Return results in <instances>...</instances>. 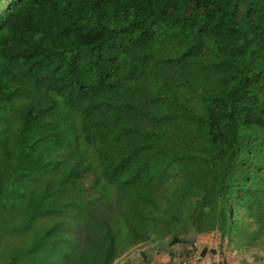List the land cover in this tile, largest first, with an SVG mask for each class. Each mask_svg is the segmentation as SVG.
<instances>
[{
  "label": "trees",
  "instance_id": "1",
  "mask_svg": "<svg viewBox=\"0 0 264 264\" xmlns=\"http://www.w3.org/2000/svg\"><path fill=\"white\" fill-rule=\"evenodd\" d=\"M204 231L264 264V0H0V264Z\"/></svg>",
  "mask_w": 264,
  "mask_h": 264
},
{
  "label": "crops",
  "instance_id": "2",
  "mask_svg": "<svg viewBox=\"0 0 264 264\" xmlns=\"http://www.w3.org/2000/svg\"><path fill=\"white\" fill-rule=\"evenodd\" d=\"M195 240L197 249H201L202 247L206 248L205 253L198 260L197 264H263V261L254 259L249 252L230 249L225 243H221L222 245H220L216 232L204 231L197 233ZM180 245L171 244L162 251L157 252V250H154L149 252L151 257H147L146 259L154 263L165 260L175 251L176 246ZM209 248H213V250H209Z\"/></svg>",
  "mask_w": 264,
  "mask_h": 264
},
{
  "label": "clouds",
  "instance_id": "3",
  "mask_svg": "<svg viewBox=\"0 0 264 264\" xmlns=\"http://www.w3.org/2000/svg\"><path fill=\"white\" fill-rule=\"evenodd\" d=\"M194 242L196 243V240H195V238H194ZM194 243V244H195ZM181 244V245H180ZM173 245H180V246H176V249H175V251L173 252V253H171L170 254V256H172V255H174L175 253H178V252H184V249H187L186 250V252H189V250L188 249H191V246H190V248H188L189 247V244L186 242V241H181V242H178V243H174ZM196 246H197V243L195 244ZM203 248V247H202ZM201 248V249H202ZM201 249H195L194 250V252H197L198 253V255H199V259L202 257V255L203 254H201L200 253V250ZM135 250L134 249H130L129 251H126V252H124L123 254H121L119 257H117L115 260H113V262L111 263V264H122V262H123V258H125V257H129V256H132V255H135ZM170 256L168 257V258H170ZM168 258L167 259H165V260H161V261H158L157 263H154V262H151L149 259H146V260H144V261H142V260H139V264H150V263H152V264H161V263H163V262H165L166 260H168ZM198 259V260H199ZM198 260L196 261V264H197V262H198Z\"/></svg>",
  "mask_w": 264,
  "mask_h": 264
},
{
  "label": "built area",
  "instance_id": "4",
  "mask_svg": "<svg viewBox=\"0 0 264 264\" xmlns=\"http://www.w3.org/2000/svg\"><path fill=\"white\" fill-rule=\"evenodd\" d=\"M194 243L195 242H192L191 244ZM198 259L199 255L197 252H178L161 264H196Z\"/></svg>",
  "mask_w": 264,
  "mask_h": 264
},
{
  "label": "rangeland",
  "instance_id": "5",
  "mask_svg": "<svg viewBox=\"0 0 264 264\" xmlns=\"http://www.w3.org/2000/svg\"><path fill=\"white\" fill-rule=\"evenodd\" d=\"M141 247L145 251L149 252V251H154L156 249L162 248V245H161L160 242L154 241V246H150V247H147V248H144L143 246H141ZM164 248H166V246ZM134 253L136 254L137 252L135 251ZM122 264H139V258H136L135 255H132V256H129V257H125V258H123Z\"/></svg>",
  "mask_w": 264,
  "mask_h": 264
}]
</instances>
